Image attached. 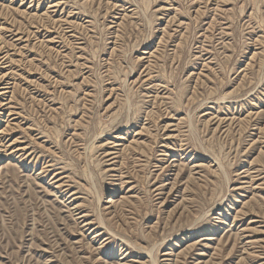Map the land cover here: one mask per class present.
I'll use <instances>...</instances> for the list:
<instances>
[{
    "label": "rangeland",
    "instance_id": "374dc122",
    "mask_svg": "<svg viewBox=\"0 0 264 264\" xmlns=\"http://www.w3.org/2000/svg\"><path fill=\"white\" fill-rule=\"evenodd\" d=\"M0 264H264V0H0Z\"/></svg>",
    "mask_w": 264,
    "mask_h": 264
},
{
    "label": "bare ground",
    "instance_id": "6f19581e",
    "mask_svg": "<svg viewBox=\"0 0 264 264\" xmlns=\"http://www.w3.org/2000/svg\"><path fill=\"white\" fill-rule=\"evenodd\" d=\"M7 42V41H6ZM7 53V52H6ZM8 54V53H7ZM9 58V57H8ZM2 79V78H1Z\"/></svg>",
    "mask_w": 264,
    "mask_h": 264
}]
</instances>
